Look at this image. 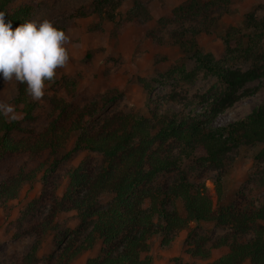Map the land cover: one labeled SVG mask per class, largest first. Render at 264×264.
<instances>
[{
	"label": "trees",
	"instance_id": "trees-1",
	"mask_svg": "<svg viewBox=\"0 0 264 264\" xmlns=\"http://www.w3.org/2000/svg\"><path fill=\"white\" fill-rule=\"evenodd\" d=\"M12 2L0 0V12L5 14V22L11 21L15 28L32 16L35 7L31 2L11 6ZM231 2L185 0L173 8H164L156 21L160 27L186 21L199 25L198 29L172 33L173 43L193 62L189 71L181 63L177 72L188 81L200 73L217 77L225 85V93L216 106L205 107L199 112L192 108L182 112L183 108L160 111L157 104L149 117L133 111H113L98 117V113L119 97V90L112 87L97 98H87L76 87L74 79L60 76L58 84L64 94L56 90L50 96L48 122L37 129L25 125L34 119L35 103L26 93V84L16 82V94L5 103L14 111L0 115V158L22 154L24 163L18 172L0 181V201L15 199L22 184L34 180L39 170L44 168L47 160L42 157L45 152L57 153L72 134H76L73 147L65 157L78 149L102 156L101 165L97 167L85 162L69 170L64 193L53 195L47 212L34 219L27 228L17 231V236L31 234L34 241L16 264H38L36 252L40 240L48 235L55 238L58 248L57 255H50L45 264H68L95 247L98 240H102L103 246L114 239L118 243L114 246L115 253L108 249L100 257L89 258L86 264H151L147 255V239L158 231L168 234L183 228L191 221L228 226L233 234L255 226L249 240L233 239L229 243L228 236L217 240L213 247H222L226 251L207 264H240L244 260L251 264H264V197L259 206L247 202L242 208L233 205L215 208L204 183L199 178L190 180L182 170L178 171L173 182L162 188H137L163 170H178L184 158L218 162L233 147L254 143L264 145V102L235 120L214 123L216 116L237 99L236 91L240 87L264 76V15L257 17L250 10L240 25L229 26L221 36L223 51L217 55L203 50L195 40L200 31L207 35L214 33L218 15L226 11ZM118 3L119 0H94V11L99 21H112ZM125 18L143 23L152 17L140 0H131ZM57 28L64 31L62 27ZM236 58L251 60L253 65L245 70L225 68L228 61ZM75 96L79 98L74 99ZM167 139L177 145V153L163 146ZM157 140L161 142L152 150L150 147ZM257 157L264 159V146ZM58 162L56 159L51 166L55 167ZM45 171L42 172L43 180L47 179L45 176L49 172ZM215 184L219 191V181ZM106 195H111V198L102 203L101 199ZM166 199L180 200L185 217L180 216L178 210L167 208ZM145 200H148V206H144ZM242 201L246 199L242 198ZM68 211H74L80 222L73 234L61 229L58 218L60 213ZM22 214L18 223L24 218ZM155 216L158 223L152 219ZM165 238L166 235L162 241ZM201 257L206 258L207 255L202 252Z\"/></svg>",
	"mask_w": 264,
	"mask_h": 264
},
{
	"label": "rangeland",
	"instance_id": "rangeland-1",
	"mask_svg": "<svg viewBox=\"0 0 264 264\" xmlns=\"http://www.w3.org/2000/svg\"><path fill=\"white\" fill-rule=\"evenodd\" d=\"M93 1L13 0L11 3V6H15L31 2L35 9L28 22L48 19L54 26L62 27L69 38L68 43L64 45L69 55L66 65L59 68L52 81H45L44 96L40 100H33L29 96L35 103V109L33 121L25 123L26 126L37 129L46 126L50 96L56 90L64 94L58 84L60 76L74 79L76 87L85 93L87 98H97L112 87L119 90V97L98 113V117L113 111H133L149 117L150 111L154 110L157 104L160 111L183 108L182 112L191 108L199 112L205 107L217 105L225 93V85L217 77L200 73L195 79L188 81L177 72L181 63L185 70L189 71L193 62L173 43L172 33L183 29H198L199 25L186 21L160 27L156 22L164 8H173L185 0H140L152 17L143 23L125 18L126 11L131 7V0H119L112 21H99ZM250 10L254 11L257 17L264 15V0H232L227 10L218 15L212 35L203 31L195 35L198 45L215 55L222 53L221 36L229 26L240 25L245 13ZM186 34L189 36V33ZM262 46L264 48V40ZM252 65L251 60L236 58L228 61L225 68L245 70ZM16 82L15 78L7 81L0 78V103L5 104L14 97ZM236 95L237 99L216 116L214 123L235 120L250 112L255 105L264 102V76L246 82L236 91ZM76 98L79 96L74 97ZM184 104L187 106L184 107ZM18 118L20 120V117ZM21 123L24 124L22 121ZM75 137L76 134L70 135L57 153L45 152L42 157L47 160L44 168L39 170L34 180L22 184L15 199L0 201V264H16L30 250L34 237L28 233L17 236L16 233L47 212L53 195L61 196L64 193L68 181L66 174L69 170L85 162L92 167L101 165L102 156L97 152L78 149L65 157L73 147ZM160 142L155 141L150 148L155 149ZM163 146L171 148L174 154L178 151L177 145L170 139H167ZM263 146L254 143L233 147L223 154L218 162L184 158L178 170H163L150 182L137 188H162L173 182L178 177V171L182 170L190 180L199 178L204 183L207 195L215 208L228 205L242 208L247 202L259 206L264 197V159L258 158L257 154ZM56 159L59 162L52 167ZM23 163L22 154L1 157L0 181L18 172ZM45 169L46 173L49 172L45 176L47 179L43 180L42 172ZM215 181L220 183L219 191ZM110 198L111 195H106L101 201L106 203ZM242 198L246 201H242ZM148 205V200H145L144 206ZM165 206L178 210L180 216L185 217L180 200L166 199ZM21 214L24 218L18 223ZM58 218L64 231L73 234L79 227L80 222L74 211L60 213ZM152 219L154 223H158L157 216ZM254 228L255 226H252L248 230L233 234L228 226L214 222L191 221L185 227L174 229L168 234L159 231L152 234L147 239V255L151 264H207L226 251L222 247H213L217 240L223 236H228L229 243L233 239L249 240L253 237ZM81 231L83 232L82 229ZM164 235L166 240L162 241ZM56 244L51 235L40 240L36 252L38 264H45L50 255L57 253ZM101 244L102 240H98L95 247L73 258L68 264H86L89 258L100 257L108 249H111L112 253L117 251L114 247L118 245L117 239L110 240L103 246ZM202 252L207 255L206 258L201 257ZM240 264L251 262L244 260Z\"/></svg>",
	"mask_w": 264,
	"mask_h": 264
},
{
	"label": "clouds",
	"instance_id": "clouds-1",
	"mask_svg": "<svg viewBox=\"0 0 264 264\" xmlns=\"http://www.w3.org/2000/svg\"><path fill=\"white\" fill-rule=\"evenodd\" d=\"M0 12V78H15L26 84L33 100L44 96L45 81H52L56 69L64 67L69 55L64 47L69 38L48 19L24 22L13 28ZM9 104L0 103V115L13 113Z\"/></svg>",
	"mask_w": 264,
	"mask_h": 264
}]
</instances>
